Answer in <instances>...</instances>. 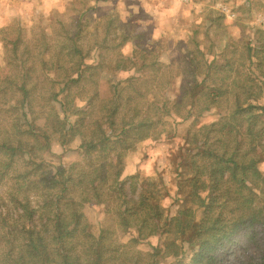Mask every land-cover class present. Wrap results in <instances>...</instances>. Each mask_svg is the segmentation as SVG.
Listing matches in <instances>:
<instances>
[{"label":"trees","instance_id":"1","mask_svg":"<svg viewBox=\"0 0 264 264\" xmlns=\"http://www.w3.org/2000/svg\"><path fill=\"white\" fill-rule=\"evenodd\" d=\"M61 14L47 15L51 32L38 26L34 44L23 39L21 26L15 37L3 39L7 63L0 64V264H167L186 251V264H220L223 250L232 245L249 251L247 257H235V264H264V42L246 44L238 61L225 53L216 62L211 49L204 51L194 36L192 51L163 67L156 65L159 53L151 47L138 56L140 75L111 82L106 99L98 103L91 96L81 109L72 88L88 80L94 84L109 47L94 43L106 54L98 50L100 61L89 59L80 44L84 14L78 11L71 31L65 32L64 22L57 20L63 38L51 49L49 42L57 36L51 18ZM111 33L105 30L102 41L110 34L114 43L116 34ZM176 61L182 72H173ZM149 70L153 78L146 75ZM176 80L182 83L180 94L169 98L166 89H173ZM39 98L49 107L45 114ZM219 100L228 109L224 116L197 128L201 134L192 135L187 148L170 150V183L164 171L122 178L125 152L160 137L162 119L179 125L213 109ZM52 136L60 137L63 147L80 141L87 167L73 164L67 169L38 159L35 150ZM126 181L132 182L128 189ZM168 183L174 186L173 214L162 208ZM108 199L115 202L118 225L132 229L138 242L147 239L150 249H122L109 228L92 232L83 208L94 204L107 212Z\"/></svg>","mask_w":264,"mask_h":264},{"label":"rangeland","instance_id":"2","mask_svg":"<svg viewBox=\"0 0 264 264\" xmlns=\"http://www.w3.org/2000/svg\"><path fill=\"white\" fill-rule=\"evenodd\" d=\"M53 11L61 12L62 16L51 18L53 21L51 26L57 33L56 38L49 42L51 49L56 50L63 38L62 25L57 20L64 22L65 32L71 31L74 29L73 21L78 17V11H81L84 14V26L81 29L84 31L80 37V44L83 49L89 51V59L92 56L100 61V58H96L98 50L104 54L109 53L104 56L96 71L94 84L88 80L72 88L77 96L76 100L81 102L78 104L81 109L86 106L91 96H94V100L98 103L106 99L110 95L111 82L140 75L141 72H136L139 66L138 56L151 47H154V53H159L155 60L156 65L163 67L171 64L170 61L174 62L178 54L191 52L194 36L201 43L204 51L211 49V55H209L216 62H222V54L225 53L229 58L232 57L238 61L242 57L246 44H251L253 47L264 42V0H0V64L7 63V58L4 56V37L7 35L15 37L16 27L21 26L25 28L23 39L26 42L30 44L38 42V26L48 30L47 26L50 23L46 22L47 15ZM96 22L98 24L94 26ZM105 30L116 34L114 43L111 41L113 37L110 34L107 35V41H102L105 37ZM48 32H51L50 28ZM96 42H101L103 46L107 45L109 50L97 48L94 44ZM152 42H155L154 46ZM233 51L236 52L235 55ZM177 65H179L177 69L173 67V72L174 69L182 72V64ZM146 75L153 78L154 73L149 70ZM202 78L203 76L198 75V80ZM228 82L226 85L229 84ZM181 85L182 83L176 80L175 85L172 86L173 89H166L167 92L169 91L166 92L167 96L177 97L180 94ZM57 88L60 87L57 86ZM38 102L45 114L49 107L42 98H39ZM223 104L224 102L219 100L213 109L202 112L200 116L192 117L179 125L171 124L170 118L162 119L164 132L160 137L138 142L125 152L122 178L135 174H140L142 178L152 177L156 172L164 171L165 182L170 183L172 176L169 174L172 173H167L171 168L168 163L170 150L179 147L187 148L191 145L189 142L193 138L192 135L201 134L197 128L220 120L228 111ZM196 112L199 113L198 110ZM43 121L44 119L41 118L37 124ZM187 130H190L189 137L185 140L183 137ZM58 140L60 137L52 136L45 146L38 147L35 150L37 158L67 169L73 164L87 167L88 161L83 155V149L79 148L80 141L76 139L63 147L59 145ZM263 161L260 168L264 176ZM106 174H108L107 171L104 175ZM131 183L126 181L124 187L130 188ZM169 183L167 185L169 194L165 197L162 208L169 214H173L176 208V204L172 201L173 195H171L174 186ZM260 184H262L260 189H264V182ZM262 196L264 198V193ZM106 201L109 202L107 212H102L101 206L94 204H86L83 208L92 232L97 234L100 227L109 228L113 230L116 244L122 249L141 251L150 249L147 239L138 242L139 240H134L135 234L132 233V229L126 230L118 225L115 202L113 199ZM255 223H259L258 218ZM135 233L140 236L136 229ZM108 236L112 237L109 231ZM237 240L241 244L244 243L240 238ZM226 250H223L225 257H222L220 264H235V257L239 258V255L245 254L239 246H228ZM248 254L249 251L245 257ZM188 257L186 251L176 260L168 259L167 264L172 262L186 264Z\"/></svg>","mask_w":264,"mask_h":264}]
</instances>
